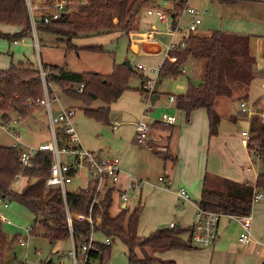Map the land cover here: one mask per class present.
<instances>
[{"label": "trees", "instance_id": "16d2710c", "mask_svg": "<svg viewBox=\"0 0 264 264\" xmlns=\"http://www.w3.org/2000/svg\"><path fill=\"white\" fill-rule=\"evenodd\" d=\"M55 0H0V24L19 27L22 30L13 35L0 33V38L17 41L35 32L49 33L61 38L66 43V51H78L71 44L73 39L91 36H101L112 33H128L132 20L140 8L148 0H68L71 4L65 8L60 17L49 23L44 18L52 14V10L43 7L50 6ZM75 1V2H74ZM227 1V0H220ZM231 1V0H230ZM77 4L75 10L70 6ZM38 9L29 11V7ZM182 12L185 0L180 1ZM48 4V5H47ZM181 4L175 11L178 13ZM176 13V15H177ZM183 48L169 52L176 57L175 62L165 59L159 69V77H178L182 75V67L188 59L198 61L202 65V82L194 86L189 82L183 95L174 96L176 109L185 116L188 122L193 112L203 109L207 113L209 136L218 132L220 117L214 105L217 97L229 98L234 86H247L253 77L254 58L249 53V36L244 34L211 31L207 34L189 33ZM89 52L103 53L100 47L85 48ZM264 59V46H263ZM45 80L61 90L68 99L80 101L85 106L86 116L101 123L110 124L109 111L122 93L128 90V80L133 74L142 75L127 68L123 64H113L111 74L78 73L67 69L43 65ZM83 86L81 93H77L79 86ZM142 95L143 94V91ZM43 95L42 81L38 70L27 67H10L0 69V119L8 122L11 115H20L25 119L33 112L34 107H27V101ZM100 100L104 106L91 109L90 105ZM151 130H163L172 133L173 125L155 122ZM247 149L251 156L258 161L264 171V125L259 120L252 119L249 126V142ZM157 155L164 161L171 160L167 152ZM19 151L16 148L0 146V200L7 199L26 208L34 216V224L30 226L29 235L42 237L51 245L58 242L73 241L75 247L84 241L90 224L86 221L72 222V232L66 222L65 209L71 213L90 215L96 231L108 238L119 239L128 252V264H176L174 260L161 259L158 253L170 250H190L198 248L192 246L191 231L194 224L188 228H181L175 224L173 228L157 229L146 237L137 233L139 225L140 207L132 210L123 209L116 216L110 214L113 202V190H108L103 196H97L94 202L95 187L79 189L75 192L61 195L59 188H45V180L49 176L52 163L51 154L38 153L34 166L23 169L19 162ZM21 175V176H20ZM22 177L26 180L21 191L15 192L13 185ZM208 177L203 180V188L197 207L207 211L219 213L223 216H246L251 213V196L253 191H264V172L260 174L254 187L221 180L218 189L209 187ZM7 207V204H5ZM100 222L96 223V218ZM187 232L188 238H182ZM21 237H17V243ZM6 235L0 229V264H3L5 253L10 250ZM110 245H100L99 252L92 255L98 259V264H106ZM68 254V253H67ZM63 254L60 257L62 261ZM64 258V259H65Z\"/></svg>", "mask_w": 264, "mask_h": 264}, {"label": "crops", "instance_id": "0c3cea01", "mask_svg": "<svg viewBox=\"0 0 264 264\" xmlns=\"http://www.w3.org/2000/svg\"><path fill=\"white\" fill-rule=\"evenodd\" d=\"M239 1L241 0H227V2L233 4ZM246 1L256 2L258 5H260V7L264 8V6H262L264 5V0ZM39 4L40 3H37L36 5L38 6H36L35 8L30 7L32 11L33 9H38ZM70 4L71 3L69 2V5ZM258 9L260 8L258 7ZM147 16L153 17L156 21H158L157 18L153 15L147 14ZM172 16H176V13ZM160 23L165 24L162 22ZM256 23L258 27L256 29H253L255 30L254 33L258 32L257 29H260L261 32H264V19L258 20L256 21ZM11 27H14L15 33H19L22 30L19 27ZM156 28V24L154 23L150 24L148 30H145V26L135 24L133 25V29L130 28L128 33L126 34L117 32L101 36L77 38L73 39L71 44L78 48V51H82L85 48L99 45L101 39L100 37L125 34L129 40V49L132 55L135 57V60H137V63L134 67L136 68L138 65H140L142 68L138 69V71H143L145 67L139 62V60H142L148 64V68L150 69H146L148 73L146 75H142L143 79L137 98L134 119L128 122L126 124L127 128L121 129L119 134L120 141H122L123 139L126 146L124 150L115 151L116 154L121 155V179L114 192H117L116 195L119 200L120 198L118 192L125 187L129 176L143 178L147 181V183L141 190L138 199H132L130 201H135L138 203L136 205L140 206V203L142 201L147 204L150 201L156 203L163 202L165 197H168L170 195L171 197H173V200L178 201L180 218L186 223L187 226L183 228L188 229L199 218L197 214V205L200 200L203 188V180L205 176L208 177V183L211 186L216 183L217 186L219 185L220 187V181L224 179L253 186L258 176L264 172L260 167L258 161L251 156L247 147L242 145L240 140V133L246 129L249 131V126L252 119L259 120L262 125L264 124L260 121V119H258L257 116H251L249 118L245 113H242L239 109L240 101H238H246L256 113L263 112L264 83H262L261 87H258L256 90L254 89L252 83H254V80L258 76V72L253 70V77L249 85L242 87L234 86L232 95L229 98L217 97L215 100L214 108L216 113L220 117V123L218 126L217 134L210 137L208 117L205 110L200 109L193 112L190 116L189 121L186 122L185 116L176 109L175 102L171 103L169 101V96L176 97L178 95H183L188 88L189 82L192 83V81L194 80V82H196L194 86H198L199 84H201L202 65L199 64L198 61H195V63L198 64H195L194 78L189 77L187 75V72L180 75L184 78L178 81L177 85H175L174 90H171V92L174 91L175 93L168 94L166 92H155L156 88L160 91L163 90L161 88L162 86L160 87V85H158V72L163 61L166 58L165 46L168 44H166L167 41L163 37H172L171 39H173L174 42L178 43L186 39L189 35V32L186 29L182 31L177 30L173 33L172 36L168 34L167 30L161 32ZM9 29L10 28H8V30ZM8 30H1L0 28V33L5 34L3 33V31ZM244 31L247 33H251L247 29H244ZM33 32H35V30H33ZM196 32H198V29ZM207 32L209 33V31ZM236 34H244L249 36V53L254 58L255 64L257 58L256 54H259L258 48H260L262 52L260 54V59L264 61V37H261L262 39L259 42H253L252 38L255 37L253 35L251 37L250 35L245 33ZM144 35H150L153 42L148 41L144 38H140V36ZM12 43L16 45L17 41H13ZM104 53L105 52H103V54ZM192 60L193 59H191V62ZM114 63L115 61H112V69ZM148 81L154 82V102L158 99L159 94L167 96L168 103L167 105H165L162 115L166 114L175 116L177 119V122L173 125L174 130L172 133H168L167 135H165L166 131L151 130V138H153L154 140L149 144L151 149H148L147 146L137 144L134 141L136 121L139 120L144 112V106L142 107L141 104L142 86L145 82ZM126 93L127 90L122 93V95L115 103L111 104L110 109H115L118 105L119 107H121L118 101H120L121 103L126 101L128 98ZM65 101L64 104L72 103L71 101H67V97H65ZM233 104H236L238 107L237 114L233 113L232 111ZM149 112H151V109L149 110ZM13 116L15 117V115L10 116L11 119H13ZM178 116L180 118H178ZM115 122H118V125L113 128V124ZM155 122L160 123V121L155 120L150 123L151 126ZM121 125L122 123H120L117 118L111 123L113 130H118ZM46 126L49 132L50 127L48 122ZM18 137L20 138V135H18ZM163 139L166 141L165 145H162L161 143ZM20 140L22 141V139ZM45 143H48V141L41 144H31V146H39ZM108 149L109 152L112 151L111 148L108 147ZM166 150H168V153L171 157V160L169 161H164L159 155L156 154V152L165 153L167 152ZM101 154L104 156L108 155L106 153ZM159 170H162L163 172V177H161L160 180H158L157 178L159 175ZM154 178H157L160 183L154 182ZM21 181L26 184V180L21 177L18 182L15 183V185L19 184ZM179 188H183L186 190L190 197L189 201L183 200L177 196V191L179 190ZM119 201L120 203L118 207L120 211L123 209L129 210L128 202L125 205H121V200ZM3 207L6 208L5 204L3 205ZM251 214L253 216L251 226L252 241L248 244L241 245L238 243V237L241 233L240 225L229 216H222L217 226L216 238L210 246L193 248L190 250H170L158 253L157 256L161 259L174 260L176 264H264V199L259 200L252 205ZM175 224L181 227L180 222H175ZM157 228H169V224L163 223V227H161V225H158ZM182 238L186 240L188 238V233L187 236H182ZM48 263L53 264L54 262H52V260H49Z\"/></svg>", "mask_w": 264, "mask_h": 264}, {"label": "rangeland", "instance_id": "374dc122", "mask_svg": "<svg viewBox=\"0 0 264 264\" xmlns=\"http://www.w3.org/2000/svg\"><path fill=\"white\" fill-rule=\"evenodd\" d=\"M128 3H132L133 0H127ZM186 6L192 8L200 14L202 24L198 27L197 34L208 33L207 31H223L228 33H245L252 37L253 42H259L264 37V32L257 29L258 32L254 33L258 26L256 21L264 19V8L260 7L256 2L241 0L237 3H230L220 0H185ZM258 1V0H256ZM75 2V1H74ZM73 4V2H72ZM180 5L179 0H148L143 5L136 17L132 20L130 28L133 29V25L139 24L145 26V30H148L150 24H156L158 31L164 32L175 21L172 15L177 13L175 8ZM48 5V4H47ZM264 6V5H262ZM77 7V4L70 6L69 10L73 11ZM258 7L260 9H258ZM148 9H159L167 14V22L161 24L153 17H149L146 14ZM180 21L179 28L185 30L190 24L191 20L189 15L182 12L179 8L178 13ZM176 15V16H178ZM1 30L5 34L13 35L15 33L14 27L0 24ZM13 31H12V30ZM247 29L251 33L244 31ZM264 30V28H263ZM168 32V31H167ZM169 34V33H168ZM100 44L94 47H100L105 53H93L87 50L82 51H66V43L61 41V38L43 32H32V35L17 40V44L14 45L7 39L0 38V69L10 67H27L35 70H40L41 65H58L72 72L78 73H99L102 75H109L112 72V61L115 64H122L124 61H130L131 67L134 70V66L137 63L135 57L132 55L129 49V40L125 34L122 35H110L100 37ZM169 43L170 37H163ZM176 40V39H175ZM256 64L253 70L258 72V76L254 80L252 85L256 90L264 83V61L260 54L262 53L258 48ZM145 67L143 71H137L139 75H146L148 72V64L142 60H139ZM194 62V63H192ZM188 59L183 65L182 69L187 72L189 77L194 78L195 60ZM200 64V63H199ZM109 73V74H108ZM184 77L178 76L177 78L166 76L158 78V85L163 90L155 89V92L175 93L171 90L175 89L179 80ZM196 82L192 81L194 85ZM142 79L137 74H133L128 80L127 100L121 103L115 109L109 111L110 124L101 123L93 118L85 115L84 109L86 106L80 101H71L70 103L76 108V114L73 118V124L78 133V136L83 144V147L91 150L95 153H106L110 156L121 158L120 154H116L115 151L124 150L125 142L122 139L120 141L119 134L121 129L127 128L126 124L134 119L135 107L137 104L138 94L140 92ZM55 87V86H54ZM57 92H60V100L62 103L65 101V95L57 87ZM141 94V93H140ZM241 101V100H238ZM66 102V101H65ZM145 97L141 94L142 107L145 105ZM168 99L166 95L159 94L158 99L155 102H150L151 112L148 114L147 122L151 123L155 120L160 121L164 107L167 105ZM104 104L100 100L94 101L91 105V109L101 108ZM111 108V106H110ZM144 108V107H143ZM237 105H232L233 113L237 114ZM52 110L56 113V108L53 106ZM14 118V116H13ZM118 119L122 125L118 130H113L111 123L113 120ZM178 118H180L178 116ZM138 121V120H137ZM136 121V122H137ZM48 118L45 110L41 108H33V112L30 113L25 119L16 126V132L20 135V139L27 144L35 145L36 143L51 142V132L47 130ZM12 134V132H10ZM168 132H165L167 135ZM14 143V139L6 131L0 129V146L10 147ZM162 145L166 144L163 139ZM109 148L112 149L109 152ZM164 151V150H163ZM167 151V150H166ZM162 170H159L158 180L163 177ZM157 178H154V182L160 183ZM211 183V182H210ZM87 171L83 169L79 175H76L72 179V183L66 186L68 193L75 192L79 189H85L87 187ZM255 185V184H254ZM254 185L252 187H254ZM25 186L21 181L17 185H13V190L19 192ZM209 187L212 189H218L216 183ZM117 192L113 193V202L110 209V214L116 216L120 209L118 207L120 199L118 200ZM252 197V196H251ZM7 204L4 208L3 205ZM138 204L135 201H128V208L132 210L135 205ZM138 205H136L137 207ZM140 216L137 233L140 237H146L157 229L158 225L163 227V223L169 224L170 222H180L181 228L187 227L186 223L180 218V209L178 201L173 200L170 195L165 197L163 202H148L142 201L140 203ZM0 214L2 217L9 221L0 222V229L6 235L7 242L10 250L5 253L3 264H49L48 261L56 262L60 260V257L72 249V243L70 240L65 242H58L55 245H51L41 235V231L38 230L37 235L28 236L25 232L27 227L33 226L34 216L22 205L16 202H9V200H0ZM160 227V226H159ZM187 236V232L183 234ZM17 237H21L27 240V250L21 247L17 243ZM95 240L98 243H103L105 236L100 233H95ZM110 249L106 264H128V252L125 245L117 238L110 239ZM64 264H69V260L64 259Z\"/></svg>", "mask_w": 264, "mask_h": 264}, {"label": "built area", "instance_id": "2783aa9c", "mask_svg": "<svg viewBox=\"0 0 264 264\" xmlns=\"http://www.w3.org/2000/svg\"><path fill=\"white\" fill-rule=\"evenodd\" d=\"M68 5V0H55L52 5L44 7L45 9L52 10V14L44 18V23H49L58 19ZM29 11H32L30 7ZM183 13L191 17V22L186 27V30L189 33L196 32L198 26L202 23L200 14L192 8H188L186 5ZM147 14L155 16L157 20L162 23L167 22V14L159 9H148ZM172 18L174 20L176 19V21L169 28H167V31L173 36L175 31L181 29L179 28V15L172 16ZM32 28L35 30L33 23ZM140 38L153 42L150 35L140 36ZM185 44V39L178 43L171 39L165 46V59H168L170 62H175L176 57L170 56L169 52L178 48H183ZM136 68L141 69L142 67L138 65ZM181 72L182 74L185 73L183 69ZM39 74L42 81L43 95L39 98L30 99L26 103L29 108H41L46 111L52 141L39 146H31L22 142L16 132V126L22 121V117L20 115H16L8 122L0 119V129L6 131L14 139V143L11 147L16 148L19 151L18 158L22 170L34 166V160L36 159L38 153L47 152L51 154L52 163L50 166L49 176L45 180L46 189L57 187L60 189L61 195L65 197L67 194L66 186L72 183L74 176L79 175L83 169H86L88 184L85 190L89 189V185H93L95 187V197L93 201L97 202V196H103L110 189L114 191L116 186L119 184L121 179V160L110 155L104 156L101 153L89 151L82 146L78 133L75 129V125L73 124L76 108L71 104H64L61 102V97L59 96L57 89L53 85L46 82V72L42 66L39 70ZM153 83L154 82L148 81L142 86L146 102L144 105V112L136 122L134 130V141L137 144L147 146L148 149H151L149 144L154 141L153 138H151V124L147 122L149 110L151 109L150 102L154 94ZM82 90L83 86L81 85L78 87L77 93H81ZM169 101L171 103L175 102L174 96H169ZM53 106L57 110L56 113L52 110ZM239 109L249 118L251 116H257L264 124V111L256 113L246 101L242 100L239 102ZM176 122L177 119L175 116L163 114L160 118V123L164 125H174ZM117 125L118 122H115L113 124V128ZM10 132H12V134ZM240 140L242 145L247 147L249 142V131L247 129L240 133ZM146 183L147 181L143 178L129 176L125 187L118 192L121 205H125L132 199H138L139 194ZM177 196L183 200H190L189 194L183 188H179ZM262 199H264V191L254 190L251 197V204L253 205L255 202ZM197 214L199 218L194 223L191 231L192 246L198 248L210 246L216 238L217 226L223 215L214 212H207L198 207ZM65 217L70 232H72V222L74 220L79 222H88L90 224V229L79 247L76 248L74 242L72 241V249L68 252L67 258L63 257L62 261H56L53 264H64V258L69 260V264H98V259L94 258L92 255L99 252L100 245H110V238L105 237L103 243H98L95 240V233L97 231L90 215L86 216L83 214H74L66 208ZM229 217L235 220L241 227L238 243L245 245L251 242L252 214L250 213L246 216L232 215ZM0 220L10 223L9 221H6L1 214ZM95 221L96 223H99L100 218H96ZM173 227H175V222H170L169 228ZM29 231L30 227H27V235H29ZM18 243L21 247L27 249L26 240L21 238Z\"/></svg>", "mask_w": 264, "mask_h": 264}, {"label": "water", "instance_id": "95a60500", "mask_svg": "<svg viewBox=\"0 0 264 264\" xmlns=\"http://www.w3.org/2000/svg\"><path fill=\"white\" fill-rule=\"evenodd\" d=\"M123 65H125L127 68H129V69H131L132 67H131V64H130V62L129 61H125V62H123ZM151 102H154V98L152 97V99H151Z\"/></svg>", "mask_w": 264, "mask_h": 264}]
</instances>
